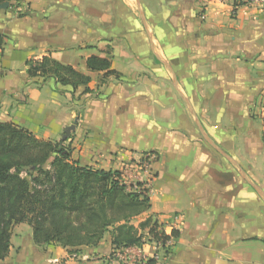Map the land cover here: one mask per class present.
<instances>
[{"label": "crops", "instance_id": "0c3cea01", "mask_svg": "<svg viewBox=\"0 0 264 264\" xmlns=\"http://www.w3.org/2000/svg\"><path fill=\"white\" fill-rule=\"evenodd\" d=\"M234 0H24L0 10V121L67 137L81 165L142 182L151 216L179 235L169 252L129 249L155 264H264V8ZM50 55L88 75V92L29 77ZM110 60L103 78L86 59ZM139 163H143L141 168ZM175 217H178L175 218ZM106 232L74 253L36 245L13 226L0 264H131ZM121 262V263H120Z\"/></svg>", "mask_w": 264, "mask_h": 264}, {"label": "trees", "instance_id": "16d2710c", "mask_svg": "<svg viewBox=\"0 0 264 264\" xmlns=\"http://www.w3.org/2000/svg\"><path fill=\"white\" fill-rule=\"evenodd\" d=\"M11 0H0V3ZM13 5V4H9ZM234 6L244 5L234 0ZM27 11H20L24 15ZM6 36L0 32V49ZM91 71H103V78L119 74L110 60L95 55L86 59ZM29 77L52 78L73 90L88 92L90 77L62 64L50 55L26 61ZM264 126V116H263ZM66 140L36 137L11 121H0V260L10 247L14 225L31 227L36 245L56 243L74 253L81 246H95L110 233L113 253L141 243L144 232L149 241L169 252L166 242L179 235L166 231L151 216L133 220L150 208L148 190L142 182L128 183L119 170L81 165L71 157ZM264 142V132L262 134ZM149 258L141 264H155ZM57 264H66L60 260Z\"/></svg>", "mask_w": 264, "mask_h": 264}, {"label": "built area", "instance_id": "2783aa9c", "mask_svg": "<svg viewBox=\"0 0 264 264\" xmlns=\"http://www.w3.org/2000/svg\"><path fill=\"white\" fill-rule=\"evenodd\" d=\"M239 1H243L245 5L248 6H253V7H257L258 9H262L264 8V0H239ZM13 4V6L15 7V10L21 11L22 10V6L24 4V0H11L9 2V4ZM141 163H139L140 165ZM178 219V217H175ZM171 241V239L169 241L166 242V247L169 245V242ZM158 247H161V245L159 244H155ZM130 247L126 248V251L120 253L119 257L121 260H126L128 262H130L131 264H141L143 263V257L139 256V255H135L131 252V250L129 249ZM154 259H159V255L155 254L153 255Z\"/></svg>", "mask_w": 264, "mask_h": 264}, {"label": "water", "instance_id": "95a60500", "mask_svg": "<svg viewBox=\"0 0 264 264\" xmlns=\"http://www.w3.org/2000/svg\"><path fill=\"white\" fill-rule=\"evenodd\" d=\"M9 6V1H4L3 3H0V10H6ZM75 128L74 124H71L69 126H67L65 129H64V133L61 137L62 140H65L67 139V137H69L71 131H73Z\"/></svg>", "mask_w": 264, "mask_h": 264}, {"label": "rangeland", "instance_id": "374dc122", "mask_svg": "<svg viewBox=\"0 0 264 264\" xmlns=\"http://www.w3.org/2000/svg\"><path fill=\"white\" fill-rule=\"evenodd\" d=\"M140 165H141L140 167H141V168H143L144 164H143V163H141ZM27 225H28V224H27ZM120 263H121V262H120Z\"/></svg>", "mask_w": 264, "mask_h": 264}]
</instances>
